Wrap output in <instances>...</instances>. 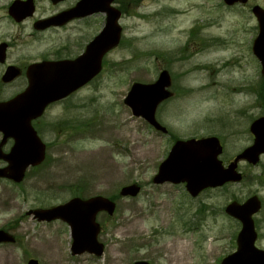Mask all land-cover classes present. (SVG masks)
I'll return each mask as SVG.
<instances>
[{
  "label": "rangeland",
  "instance_id": "rangeland-1",
  "mask_svg": "<svg viewBox=\"0 0 264 264\" xmlns=\"http://www.w3.org/2000/svg\"><path fill=\"white\" fill-rule=\"evenodd\" d=\"M6 1L0 0V7ZM116 2L122 11L121 41L106 56L98 79L65 104L46 111L36 123L46 126L42 128L47 147L44 162L29 168L19 184L0 179V229L14 239L0 244V256H9L12 264H26L29 258L40 264H133L137 260L219 264L235 249L236 223L204 206L222 208L226 196L236 195V187L227 195L206 191L192 199L183 185H153L151 178L174 139L219 134L227 144L234 143L225 120L238 112L239 150L252 143L246 127L264 113V76L251 51L257 25L250 8L253 4L264 8V0L229 8L221 0ZM3 13L0 10V40L20 37L24 32L1 18ZM103 23L99 14L85 25L101 28ZM30 41L19 44L27 46ZM164 69L169 73L171 96L158 107L156 118L168 134L152 129L124 104L133 83H152ZM22 88L4 87L0 99ZM241 169L260 173L258 168L242 165ZM131 183L140 185V193L119 197V189ZM252 193L264 197V190H258L253 180L240 184L241 201ZM73 194L115 199L112 216H97L98 242L104 246L101 256L71 255L67 224L26 215L29 209L59 204ZM258 216L262 220L264 208ZM257 232L256 245L264 249V223Z\"/></svg>",
  "mask_w": 264,
  "mask_h": 264
},
{
  "label": "water",
  "instance_id": "water-1",
  "mask_svg": "<svg viewBox=\"0 0 264 264\" xmlns=\"http://www.w3.org/2000/svg\"><path fill=\"white\" fill-rule=\"evenodd\" d=\"M112 0H84L75 9L73 16L89 14L95 11H104L107 14L106 24L102 32L87 46V49L77 63L69 64L68 68L74 74L71 77H62L60 84L43 80L41 83L30 84L27 89L6 102H0V132L3 137L0 141V160L7 163L0 168V178H7L15 183L23 179L24 172L29 166L39 165L45 157V145L40 141L31 126V120L40 116L45 106L78 89L94 77L101 69V58L119 41L121 29L117 25L119 12L109 7ZM227 5L235 3L245 4L247 0H223ZM15 5L10 13L17 20L31 14L32 5L26 4L28 11H19ZM89 8V9H88ZM92 8V9H90ZM80 9H83L82 11ZM88 9V10H87ZM251 12L259 24V33L252 44V52L261 66L264 75V9L255 5ZM61 15L40 21L45 25L58 24ZM5 45L0 47L2 51ZM44 77V75H40ZM169 85V77L165 71L161 72L152 84L135 83L131 86L125 104L131 109L132 114L141 116L156 129L165 132L154 119L157 104L168 96L165 87ZM255 139L252 146L239 154L255 164L259 154L264 152V117L254 121L250 128ZM7 138H12L14 143L8 153L2 151V146ZM221 147L216 138L178 140L174 143L165 160H163L156 175L154 184L171 182L174 184L185 183L186 191L195 197L200 191L208 187L220 186L227 181H240L241 175L235 173V164L224 169L217 159ZM140 187L131 184L121 188L120 196L134 197ZM256 197L248 199L244 204H229L226 212L239 219L242 229L237 237V249L225 257L220 264H264V251L254 246L256 233L251 215L259 209ZM115 203L103 196H93L87 199L74 197L67 202L48 209L29 210L27 215H33L38 221H52L60 219L70 228L72 244L71 254L79 255L84 252L100 256L103 245L97 241L99 224L96 215L105 212L111 216ZM13 238L0 230V243L12 242ZM27 264H39L37 260L30 259ZM133 264H149L146 261H136Z\"/></svg>",
  "mask_w": 264,
  "mask_h": 264
},
{
  "label": "flooded vegetation",
  "instance_id": "flooded-vegetation-1",
  "mask_svg": "<svg viewBox=\"0 0 264 264\" xmlns=\"http://www.w3.org/2000/svg\"><path fill=\"white\" fill-rule=\"evenodd\" d=\"M82 1L84 0H8L2 5V7H0V10H3L4 12L1 15V18L8 19L12 25L23 31L24 33H22L20 37L26 39L23 41L20 37L11 35L7 40H0V44H5L2 61L0 54V94H4L2 92L4 87L12 85L23 87L22 89H19L18 91L12 93V95L1 98L0 101L9 100L10 98L22 92L27 85L33 82L35 78H29L35 75V73L31 69L33 66H37L40 64H49L47 67H33V70H37L40 75H45L52 81H56L60 76L71 77L75 74L73 71L67 70V67H60V64H73L75 61H77L78 58L83 55L87 44L100 32L102 28L99 27V24H91L90 27L85 25V22L88 19L97 17L99 13L94 12L88 14L87 16H82L83 14L73 16L74 12H72V10ZM23 2H29L30 4H32V13L30 15H27L22 20L16 21L10 14L11 7L15 5L14 9L16 8L19 11H28L27 7L22 4ZM116 3V0H112L109 5L111 7H116ZM119 6L120 4L118 3V7ZM80 10L82 11V13L84 12L83 9ZM68 12L70 16L67 15ZM120 12L122 14L121 10ZM57 15H61L60 22H58V24L45 25L43 23H40V21L42 20H46ZM91 27L92 32L89 33L88 31ZM256 29L258 31V27H256ZM27 40H31L27 44V46L20 45L22 42H25ZM46 41H48V45L42 46ZM108 53L103 57L102 69L105 67V58ZM99 75L100 74L89 81L86 85L97 80ZM77 91L73 92L68 97L62 100L49 104L45 108L43 115L32 121V126L42 141V128L44 129L46 128V126L37 127L36 123H38L43 118L46 111L58 105L65 104ZM235 115L236 116H229L225 120L226 124H228L226 125V129H229V136H227L230 139L235 137V144L232 143L234 140L230 141V143L234 145L227 144V138L221 137V135L219 134H209L203 137L213 136L218 139L221 145V153L219 154L218 159L220 160L224 168H227L229 165L234 163L235 173L238 176L239 174L241 175V180L239 181L238 179V181L236 182H226L223 185L215 188H206L205 190L201 191L195 198L206 191L224 192L227 195L230 194V188L236 187V195L231 194L229 196H226L228 202L222 208L216 209L215 207H211L210 205L206 204L204 206V209L206 208V210L210 213L214 211L213 209H215L216 214H218V211H220V213L223 212L226 217L236 223L239 230L241 227L239 221L228 216L225 212V208L231 202H235L239 206V204H242L249 197L256 196L260 205V209L258 210V212L253 215L254 228L257 232V228H259V225L261 223H264V217L262 218V220H260L258 216L264 208V197H261L257 193H252L241 201L239 199V186L244 181L253 180L258 190H264V167L261 166V161L263 160L264 153L259 156V159L255 164H252L245 159H239V154L253 143L254 136L251 133L250 126L256 119L264 117V113L257 115L251 121H249L246 127V131L248 130V132L250 133L252 143L246 147L241 148L240 150L239 112ZM235 121L237 124L235 123ZM157 122L159 121L157 120ZM163 128H165L166 133L162 134H168L167 127L163 126ZM11 144V140H8L5 146L9 145L10 147ZM242 165L249 170L258 168L260 173L254 174L251 172H244L241 169ZM259 237L260 233L257 232L256 242L258 241Z\"/></svg>",
  "mask_w": 264,
  "mask_h": 264
},
{
  "label": "bare ground",
  "instance_id": "bare-ground-1",
  "mask_svg": "<svg viewBox=\"0 0 264 264\" xmlns=\"http://www.w3.org/2000/svg\"><path fill=\"white\" fill-rule=\"evenodd\" d=\"M0 264H12V259L7 255H1Z\"/></svg>",
  "mask_w": 264,
  "mask_h": 264
}]
</instances>
